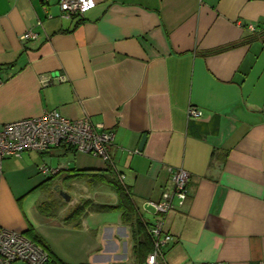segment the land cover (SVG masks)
I'll use <instances>...</instances> for the list:
<instances>
[{
	"label": "crops",
	"instance_id": "1",
	"mask_svg": "<svg viewBox=\"0 0 264 264\" xmlns=\"http://www.w3.org/2000/svg\"><path fill=\"white\" fill-rule=\"evenodd\" d=\"M59 1L0 0V123L90 116L114 132L115 168L148 222L169 167L189 172L187 201L166 217L168 264H264V0H95L81 21ZM30 29L40 36L23 40ZM109 167L63 146L6 157L0 223L67 263H143L135 225L98 208L119 201L98 175Z\"/></svg>",
	"mask_w": 264,
	"mask_h": 264
},
{
	"label": "built area",
	"instance_id": "2",
	"mask_svg": "<svg viewBox=\"0 0 264 264\" xmlns=\"http://www.w3.org/2000/svg\"><path fill=\"white\" fill-rule=\"evenodd\" d=\"M47 3L48 0H43ZM61 16L64 18L83 17L86 12L96 5L95 0H60ZM37 24L42 25L41 21ZM254 30V26H250ZM40 34L30 29L21 38L23 40L37 39ZM64 80L61 74L58 77ZM54 76L41 77L43 86L51 84ZM4 78L0 77V85ZM188 114L200 119L202 111L191 106ZM114 143V132L101 123H95L90 116L84 115L71 119L61 114L57 109L45 111L37 117L0 123V174L3 160L6 157L20 155L25 150H35L44 153L54 147L63 146L78 152L90 153L101 157L113 168L114 160L109 152V145ZM59 169L44 168V171L55 173ZM118 172V171H117ZM170 188L165 189L159 200H151L156 219L151 226L155 238L154 249L146 256L141 264H168L165 260V250L174 242L173 234L166 227L167 215L176 207L184 206L189 197L190 174L183 167H169ZM119 174V173H118ZM120 178L125 176L121 173ZM178 199V205L174 200ZM22 260L27 264H49L50 253L39 243L26 234L4 227L0 223V264H12ZM208 264H227L225 262H209Z\"/></svg>",
	"mask_w": 264,
	"mask_h": 264
},
{
	"label": "trees",
	"instance_id": "3",
	"mask_svg": "<svg viewBox=\"0 0 264 264\" xmlns=\"http://www.w3.org/2000/svg\"><path fill=\"white\" fill-rule=\"evenodd\" d=\"M80 18L81 19H79V21L83 20L84 17H80ZM250 36L252 37V35ZM108 171H109V174L105 172V173L98 174V175L101 176V179L103 178L104 180H107L106 182H109L113 185V187L115 188L118 194L119 201H118V204L116 205H103V206L99 205L98 208L100 209H107V208L108 209L110 208L119 209L121 211L122 221L125 224L135 225L134 236L136 240V244H135L136 253L138 254V256L148 255L154 249V246H155V238L151 233V226L154 223L152 224L151 222H148L145 218L141 216L138 206L133 201L129 186L126 183H124V181L120 178L119 174L113 168L112 165L111 167L108 168ZM85 207L86 205L76 206L70 213V217L76 218L82 215ZM34 241L42 245V243H40L38 240L35 239ZM42 246L46 249L44 245ZM49 253L51 257V261L49 264H71V263L61 261L58 258H56L53 253L51 252Z\"/></svg>",
	"mask_w": 264,
	"mask_h": 264
},
{
	"label": "water",
	"instance_id": "4",
	"mask_svg": "<svg viewBox=\"0 0 264 264\" xmlns=\"http://www.w3.org/2000/svg\"><path fill=\"white\" fill-rule=\"evenodd\" d=\"M145 140H146V136L144 135L139 145L140 150L143 149ZM56 189L58 190V194L60 195V197H62L64 200H66L67 202H70L72 200V195L68 191L62 188L58 189V186L56 187Z\"/></svg>",
	"mask_w": 264,
	"mask_h": 264
},
{
	"label": "rangeland",
	"instance_id": "5",
	"mask_svg": "<svg viewBox=\"0 0 264 264\" xmlns=\"http://www.w3.org/2000/svg\"><path fill=\"white\" fill-rule=\"evenodd\" d=\"M59 196V195H58ZM22 261V260H21ZM16 262V261H15ZM24 261L20 262V263H23ZM26 263V262H25ZM27 264V263H26Z\"/></svg>",
	"mask_w": 264,
	"mask_h": 264
}]
</instances>
